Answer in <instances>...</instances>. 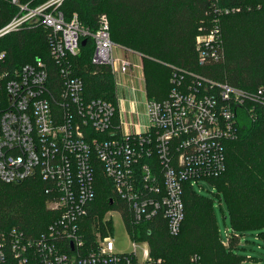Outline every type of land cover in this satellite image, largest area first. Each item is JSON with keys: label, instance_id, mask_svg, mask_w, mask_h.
I'll return each mask as SVG.
<instances>
[{"label": "built area", "instance_id": "1", "mask_svg": "<svg viewBox=\"0 0 264 264\" xmlns=\"http://www.w3.org/2000/svg\"><path fill=\"white\" fill-rule=\"evenodd\" d=\"M9 1L17 12L0 28V37L41 23L49 30L50 53L58 64L56 74L41 57L11 67L7 52L0 50V185L39 177L56 217L40 234L0 223V264H163L152 256L147 240L132 236L128 223L162 216L176 235L185 215V183L195 187L225 171L226 141L237 137L243 113L254 109L246 100L264 102V96L201 76L200 81L209 83L207 89L200 83L186 87L183 76L175 75L176 86L167 98L150 99L144 76L147 121L138 122L136 131H124L119 106L88 98L70 61L91 37L92 63L110 67L115 86L119 74L134 79L135 70L143 69V64L115 55L107 16L90 31L76 14L66 18L59 9L63 0L38 5ZM200 31V62L220 60L221 28L215 24ZM98 171L111 180L117 198L89 235L82 224L97 196ZM115 210L133 239L132 252L115 251L109 234L110 212Z\"/></svg>", "mask_w": 264, "mask_h": 264}, {"label": "trees", "instance_id": "2", "mask_svg": "<svg viewBox=\"0 0 264 264\" xmlns=\"http://www.w3.org/2000/svg\"><path fill=\"white\" fill-rule=\"evenodd\" d=\"M38 5L45 0H20ZM59 9L66 18L76 14L81 23L95 31L102 15L109 21L111 39L142 56L146 95L163 100L176 86L175 75L183 76L186 87L200 83L227 82L234 87L264 96V0H63ZM9 0H0V28L16 14ZM217 24L222 31L223 57L200 62L196 36L200 28ZM49 30L41 23L24 26L0 37V50L7 52L11 67L36 57L43 58L56 74L57 61L51 56ZM94 43L87 37L70 61L85 85L88 98L117 103L110 67L92 63ZM254 108L243 113L237 137L226 141V169L207 179L225 199L235 231L264 228V102L246 100ZM115 124H119L118 112ZM117 128V127H116ZM118 130V128H117ZM119 131V130H118ZM96 199L82 228L87 234L97 221L115 207L113 184L102 171L96 175ZM46 183L39 177L0 185V223L40 234L54 221L56 212L47 206ZM184 219L172 235L162 216L140 224H129L132 236L147 240L152 256L163 264H241L234 254L241 234L229 235L227 244L219 234L213 198L185 183ZM111 223V222H110ZM104 228V224L100 226Z\"/></svg>", "mask_w": 264, "mask_h": 264}, {"label": "rangeland", "instance_id": "3", "mask_svg": "<svg viewBox=\"0 0 264 264\" xmlns=\"http://www.w3.org/2000/svg\"><path fill=\"white\" fill-rule=\"evenodd\" d=\"M113 49L115 55L122 52L124 54H128L127 57L133 58L134 60L140 59V56L138 54L129 52L127 49H125V47L119 44L115 43ZM118 81L119 82L116 88V94L117 98L120 100V102H122L121 106L125 107L124 99L128 98L129 106L132 105L131 108H134L136 106L135 109H139L142 111L141 115H136L132 112L124 114L122 112L123 130L136 131L137 122L142 121L145 123L147 121V116L145 114L146 109L145 105L143 104V100H145L146 97L143 91H141L142 86L144 87V84H140V86L138 85V94L134 96V94L128 93L125 89H123V86L121 85L123 84L121 75H118ZM134 97L139 100V104H135L134 102H132V99ZM195 188L199 193L213 198L214 213L217 219L219 234L227 244L229 241V235L238 231H235L233 229V225L230 219V211L226 200L219 199V197L217 196V188L207 180H201L199 184L196 183ZM110 217L112 218V221L109 234L114 239L115 251L126 253L132 252L134 250L133 239L130 238L127 232L121 212L119 210L111 211ZM238 233L241 234V239L240 243L234 248V254L239 257V259L241 260V264H264V228L245 229L244 231ZM138 253L141 256V249H139Z\"/></svg>", "mask_w": 264, "mask_h": 264}, {"label": "crops", "instance_id": "4", "mask_svg": "<svg viewBox=\"0 0 264 264\" xmlns=\"http://www.w3.org/2000/svg\"><path fill=\"white\" fill-rule=\"evenodd\" d=\"M125 49H127V48H125ZM129 52H133V53H136V54H138L139 56H140V59H138V60H134L133 58H129V57H127V55L128 54H124V53H120V54H116V56L117 57H126V58H129L131 61H133L134 63H136L137 65H139V66H141L142 65V56H141V54L140 53H138V52H135V51H133V50H130V49H127ZM135 74H136V76H135V78L134 79H130L128 76H123V75H121V80H122V82H123V84H121L122 86H123V89H125L128 93H132V94H134V96L135 95H137L138 94V91H139V87H138V85L140 86V84L141 85H143L144 84V82H143V78H144V72H143V69H141L140 67L139 68H137L136 70H135ZM120 75V74H119ZM117 79V84H116V88H117V86H118V77L116 78ZM133 87H136L137 89H138V91L136 90V91H134L133 90ZM142 88H143V86H142ZM135 99H137L136 97H134L133 99H132V102H134V100ZM125 101H124V105H125V107H122L121 106V104H122V102H120V100L117 98V104H118V106H119V109H120V116H121V120H122V112L124 113V114H126V113H129V112H132L134 109H135V107L134 108H131L132 107V105H130L129 106V102H128V98H125L124 99ZM138 100V99H137ZM131 102V101H130ZM134 104V103H133ZM129 108H131V109H129ZM126 111H128V112H126ZM133 113V112H132ZM135 114V113H134ZM123 121V120H122ZM142 124H145L144 122H142V121H140ZM138 123V122H137Z\"/></svg>", "mask_w": 264, "mask_h": 264}, {"label": "water", "instance_id": "5", "mask_svg": "<svg viewBox=\"0 0 264 264\" xmlns=\"http://www.w3.org/2000/svg\"><path fill=\"white\" fill-rule=\"evenodd\" d=\"M85 43H86V40H83V41H82V44H85Z\"/></svg>", "mask_w": 264, "mask_h": 264}]
</instances>
